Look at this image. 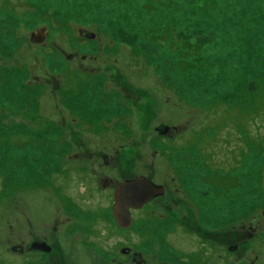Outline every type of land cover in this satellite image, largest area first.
<instances>
[{"label":"rangeland","instance_id":"rangeland-1","mask_svg":"<svg viewBox=\"0 0 264 264\" xmlns=\"http://www.w3.org/2000/svg\"><path fill=\"white\" fill-rule=\"evenodd\" d=\"M263 1L0 0V258L19 235H52L55 222V233L62 235L67 212L61 192L101 215L108 189L95 177L101 181L116 164H128L125 158L116 162L115 150L130 151L137 174L152 173L156 183L168 186L177 202L173 210L190 218L199 204L206 229L259 216L264 116L254 98L264 97ZM212 26L222 28L219 40ZM39 30L43 42L30 41ZM173 33L203 50L187 56L171 42ZM22 100L33 104L20 105ZM156 128L171 131L159 134ZM100 150L110 156L106 165ZM192 154L226 175L234 169L237 185L213 190L195 181L190 174H204H197L201 170ZM86 159L92 167L88 175L81 171ZM179 170L191 182L194 203L175 192L184 186L173 180ZM153 215L165 213L160 207ZM97 222L102 234L103 221ZM168 223L117 234L127 235L120 238L125 246L139 248L146 239L142 250L153 248L149 264L162 259L189 264L186 254L203 264L204 255H197L198 245L189 238L196 235L173 233L177 226ZM110 228L105 231H114ZM72 235L64 241L68 263L95 264L90 251L73 248L83 230L77 227ZM118 238L104 236L102 245ZM219 245L218 240L216 264H223ZM257 257L264 264V255Z\"/></svg>","mask_w":264,"mask_h":264},{"label":"flooded vegetation","instance_id":"flooded-vegetation-1","mask_svg":"<svg viewBox=\"0 0 264 264\" xmlns=\"http://www.w3.org/2000/svg\"><path fill=\"white\" fill-rule=\"evenodd\" d=\"M33 35L34 37L38 36L37 38L43 37L44 40V33L40 30L35 33H32L30 36ZM68 59L70 60L69 57ZM81 59H84V56ZM122 95L126 97V101L131 99L129 91H126L125 94L122 93ZM155 130L156 132L158 131L159 134L171 131L170 128H156ZM132 144L133 141L130 143V146H132ZM115 151L116 153L114 155L119 156H116V162H122V160L125 158L124 161L128 164L125 166L116 164L114 166V169H112L110 172L111 175L103 176L101 178V181L98 180V177H95L97 178L99 186L108 189L107 193L109 203L106 207L102 209L103 213L101 215L97 214V210L94 213L93 211L95 210H92V212H90V210L81 209L73 202V200L68 198L66 193L64 194L61 192V198L62 200H64V210L67 212V216H65V219L62 220V235L58 236L55 233L57 227L56 222L50 227L52 235H48L45 232L43 235H40L32 231L28 232L27 237L24 235H19V239L16 243L8 244L5 246L4 251L2 252L5 256L3 258H0V264H69L67 260V251L64 246V241L72 240V232H74L77 227H80L83 230L84 237L82 236V240L77 239V244L73 246V248L75 249V252L85 253L87 251H90V253L94 257H92V259L95 264H149L148 253L152 252L151 250L153 248L152 245H150L148 249L142 250V247L144 245H148L146 244L145 237H143V239L145 240L142 241L145 244H143L139 248L137 246L134 247L133 244L125 246L121 245L122 242L120 238L121 236H124L123 238H125V236L127 235H121L122 233L117 234V231L127 230L132 231V233H134L137 229H140V227L146 225L147 223L151 224L150 227L153 228V224H161L164 221H170L171 223L168 224L177 226L176 228H178V230L173 227V233H177L180 235V233L183 234L185 231H187L188 233L196 235L195 237L189 238L193 240V244L198 245V249H195L197 255H204L201 261L203 262V264H216L217 246L215 249L214 244H217L218 240L220 241L221 245L220 249L224 251H218L219 254L222 255L220 256V259L222 260L221 263L223 264H255V262L257 263L258 261L257 254L264 255V204L260 206V209H258V213L260 214L259 216L250 214L242 220L235 221L232 223L231 221H229L227 223L228 226L223 229H206L204 227L203 222L199 218L200 215L203 216V212L199 204H195L196 208L199 210L197 216L195 215L194 217L190 218H188L185 214L181 213L179 209L173 210V208L176 209L175 203L177 202H174V194L169 190L168 186L165 183H156L153 180L152 173L137 174L134 170L133 157L130 151H128L127 153H123L122 151V154L118 153L117 150ZM100 153H102V157H99L100 162L106 165L110 156L103 153L102 150H100ZM87 155L91 156L90 154ZM190 158L194 159V162L198 165L199 169L201 170V172H197V174H202V172L204 174L202 176L190 174L191 178L193 177L194 179H196L195 181H199L202 184H208L209 189L212 188L213 190L217 188L228 190L234 188L237 185L235 171H233L234 169H232V171L226 175L225 172L218 171L217 164L216 169L214 170L210 166H208L206 158L202 155L192 154ZM81 162H84V167L81 170L82 172H85L87 174L92 170V167L89 168L86 166V164H88L87 159L82 160ZM172 175L173 180L176 179L177 181L178 178L179 183L184 185L179 186L180 189L175 190V192L180 191L184 198H188L190 199V202L192 201L194 203L195 198L193 195V190L190 189V180L185 175L184 179L186 181L183 179L181 170L173 172ZM89 176H92L94 182V176L91 175V173L89 174ZM139 177L144 178L150 184L155 186L156 188H154V190L156 191V193L154 195H151L150 199H148L141 205L137 204L136 208L129 207L128 213L130 223L128 227L121 228L116 225L111 215L110 208L112 204L113 191L118 183L122 181L137 179ZM217 180H219V182L216 184ZM233 181H235L234 186L232 185ZM53 189L56 190L55 188ZM206 189L209 190L208 188ZM61 190L62 188H60V191ZM200 190L203 191L202 189ZM256 190L258 192L260 191L261 193H263L264 191L262 187H258ZM58 194L59 193L57 192V195ZM169 199L170 201H168ZM160 207L163 209L165 216L155 218L153 213H155L156 210L160 209ZM108 211L110 214L107 217L106 213ZM97 221H103L101 225L102 234H99L101 231L100 226H97V224L99 223ZM106 225L109 228L111 227L112 229H114L115 232L105 231ZM63 231H65L66 233ZM104 236L105 238H119L116 239L115 244L108 245L107 247H105V245H102V243L104 242L102 241L104 239ZM162 237L164 238L165 234L162 235ZM84 238L85 241L83 240ZM151 240L153 241V237L148 238V241ZM71 251H73L72 248ZM178 253L179 256L185 255V253H182V251ZM8 255L15 256L16 260L8 258ZM186 255L190 258L188 263L194 264L192 260L193 258L188 254ZM161 262L169 264H185L174 263L172 261H166L165 259L156 262V264Z\"/></svg>","mask_w":264,"mask_h":264},{"label":"water","instance_id":"water-1","mask_svg":"<svg viewBox=\"0 0 264 264\" xmlns=\"http://www.w3.org/2000/svg\"><path fill=\"white\" fill-rule=\"evenodd\" d=\"M87 36H91L88 34ZM38 37V36H37ZM36 36H30L29 40L35 43L42 42L43 37L37 38ZM156 188L144 178L139 177L137 179L122 181L118 183L113 191L112 204H111V215L113 221L121 228L128 227L130 223L128 209L136 208V205H141L148 199L151 195H154ZM157 264H169L165 262Z\"/></svg>","mask_w":264,"mask_h":264},{"label":"trees","instance_id":"trees-1","mask_svg":"<svg viewBox=\"0 0 264 264\" xmlns=\"http://www.w3.org/2000/svg\"><path fill=\"white\" fill-rule=\"evenodd\" d=\"M4 2V6H5V1H3ZM262 5H264V1H263V3H262ZM211 32H212V35L214 36V35H216L217 34V36H214V40L216 41V40H219L220 39V37H221V31H222V28H219V29H216V27L215 26H212L211 27ZM227 29H229V27H227ZM173 38H171V36H169L170 37V40H171V42H175V44L178 46V47H180V46H182V47H184L185 48V50H186V52H185V54L187 55V56H189V55H191V53H189V51L191 50V51H195L194 52V54H196V52H197V49L198 50H203V47L204 46H200V45H198V44H196L197 45V47L195 48V47H190V46H188L187 44H185V43H187L188 41H185L184 39H182L181 37H179V36H176L175 35V33H173ZM202 48V49H201ZM51 51V50H50ZM195 65V64H194ZM193 67V64H191V65H189L188 67ZM50 88H52L51 86H50ZM53 89V88H52ZM23 94L26 96L27 95V92H23ZM264 96V95H263ZM23 98H24V96H23ZM253 98H254V96H253ZM255 100H257L258 102H259V106L257 107V109L256 110H260V109H262V111H263V116H264V97H260V95L259 94H257L256 93V95H255V98H254ZM226 102V101H225ZM22 104H25V105H27V106H31L33 103L32 102H28V101H26V100H22L21 102H20V105H22ZM226 104L229 106V107H235V106H233V105H229L227 102H226ZM22 107V106H21ZM214 111H215V108H212L209 112H208V114H210V113H214ZM59 172H60V169L58 170ZM48 176H50V175H48Z\"/></svg>","mask_w":264,"mask_h":264}]
</instances>
